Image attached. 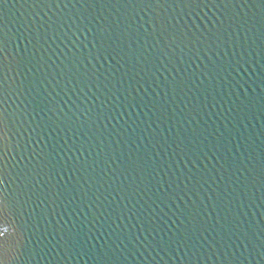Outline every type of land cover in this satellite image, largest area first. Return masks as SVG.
<instances>
[{
    "label": "water",
    "instance_id": "obj_1",
    "mask_svg": "<svg viewBox=\"0 0 264 264\" xmlns=\"http://www.w3.org/2000/svg\"><path fill=\"white\" fill-rule=\"evenodd\" d=\"M0 264H264V0H0Z\"/></svg>",
    "mask_w": 264,
    "mask_h": 264
}]
</instances>
